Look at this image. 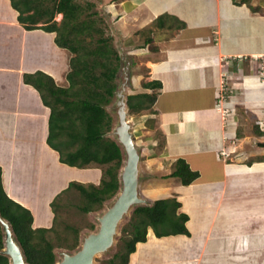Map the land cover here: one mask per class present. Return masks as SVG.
Listing matches in <instances>:
<instances>
[{
    "label": "crops",
    "instance_id": "0c3cea01",
    "mask_svg": "<svg viewBox=\"0 0 264 264\" xmlns=\"http://www.w3.org/2000/svg\"><path fill=\"white\" fill-rule=\"evenodd\" d=\"M88 1L97 5V0ZM104 5L123 14L131 50L134 35L140 37L145 27L164 17L163 26L150 27L145 37L153 39L151 46L144 40L137 48L144 71L131 76L128 84L134 90L129 88L125 101L128 95L152 93L144 82L158 81L161 88L150 108L127 119L140 155L139 195L149 204L175 198L181 204L178 211L189 218L190 236L157 238L148 229L129 264H264V159L245 164L229 159L254 138L240 130V99L236 89L226 88L248 78L247 101L240 105L253 112V142L263 151L264 125L259 128L257 120L264 121V110L250 107L264 103V89L256 64L244 62L243 56L264 55V0H120ZM138 12L145 16H134ZM54 37L25 29L10 1L0 0L1 181L8 197L30 210L33 228L53 226L51 202L70 183L99 185L103 174L61 163L47 144L50 108L25 76L42 73L56 86L66 82L70 56ZM228 99L231 114L223 115L218 108H225ZM178 159L199 174L187 186L170 177ZM253 188L259 192L253 191L252 200L237 201L241 190L247 198ZM40 198L45 199L42 205Z\"/></svg>",
    "mask_w": 264,
    "mask_h": 264
},
{
    "label": "trees",
    "instance_id": "16d2710c",
    "mask_svg": "<svg viewBox=\"0 0 264 264\" xmlns=\"http://www.w3.org/2000/svg\"><path fill=\"white\" fill-rule=\"evenodd\" d=\"M9 1L25 29L54 33L55 44L70 55L66 86H56L50 77L42 73L26 75L25 81L40 93L43 103L50 108L47 144L59 154V161L76 168L90 165L102 168L99 185L70 183L64 191H78L83 201V206L78 207L81 213L99 211L119 192V173L124 159L120 145L106 137L113 127V118L106 107L117 92L116 80L121 61L112 44V37L105 34L108 27L93 2L85 1L82 5L78 0ZM56 15L62 16L60 23L54 20ZM163 20L164 17L159 16L153 25L161 28ZM145 43L151 46L153 39L149 37ZM150 48L151 51L155 50ZM142 86L152 90V93L128 95V114L150 108L161 83L144 82ZM170 177L179 179L182 185L187 186L199 174L192 171L184 160L178 159ZM60 198L58 195L51 202L54 223L60 209ZM180 207V202L175 198L136 206L122 230L121 249L106 264H129L137 245L146 242L148 229L157 238L190 236L186 226L188 215L179 212ZM0 216L9 223L27 264H56V248L72 253L79 246L80 231L77 228L65 226L64 234L56 230L54 223L48 229L33 228L30 210L9 198L4 191L1 169ZM90 229L93 230L94 226L91 225ZM3 237L0 225V252L4 247ZM0 264H10L9 258L0 254Z\"/></svg>",
    "mask_w": 264,
    "mask_h": 264
},
{
    "label": "rangeland",
    "instance_id": "374dc122",
    "mask_svg": "<svg viewBox=\"0 0 264 264\" xmlns=\"http://www.w3.org/2000/svg\"><path fill=\"white\" fill-rule=\"evenodd\" d=\"M78 1L80 4L83 5L85 3V1H88V0H78ZM118 1H120V0H97V5L95 4L96 9L99 13V16L104 19L105 24L108 27L105 31V34L107 36L112 37V39H113L112 44L115 47V49L118 51V54L121 58L120 68H119V71L117 74V80H116L117 87H118L117 90L121 88V85L124 82L123 79L125 76L128 77V81H129L133 74H141L144 71L142 68V65L140 64V58L139 57H141V56H140V54H137L138 53L137 48L144 46L143 43H144L145 37L148 36L149 31H151L150 27L153 28L155 26V25H152V26L148 25L147 27H145L140 32L141 33L140 37L135 34L133 39L136 42V44H135V47H132L133 49L131 50L130 47H128V45H127V42H126L127 37L123 32L124 31L123 30V23L120 20L121 17L123 16V14H121V12L118 10V8L116 10H113V8L110 9L104 5V3H106V2H118ZM109 10L112 12L110 13ZM109 13H110V15H108ZM134 16L143 18L145 15L141 12H138V13L134 14ZM61 18H62L61 15H56L54 20L57 23H60ZM144 22L145 21H141V23H139V26L142 25ZM39 25L41 26L42 24H39ZM132 53L133 54L136 53V55L133 56ZM243 61L244 62H252L253 64H256V67H257L256 76H257V78H259L261 87H263V89H264V75H261L262 67L264 66V55H259V56L256 55L253 57H252V55L251 56L245 55V56H243ZM252 78H254V77H252ZM254 79L256 80V78H254ZM128 81L125 82V90H124L125 96L127 95L129 88L131 90H134V88L129 87L130 85L128 84L129 83ZM242 81H243L242 85L237 84L236 86H232L229 82V85L227 87L226 86L225 87L227 88L228 92L232 88L236 89L235 94H237V95H235V96H237L240 99V100H238V103L236 105V112H237L238 117L240 118L239 128L241 131H244L246 133L247 137H253L255 140V136L257 137L256 130H255V128H252V124H254V122L251 124V121H250V119H252L254 114H252L253 113L252 111L251 112L249 111L246 113L245 109H247V107L244 108L243 106L240 105V102L245 103L247 101L245 99L244 93H246V90H247L245 83H246V81H249V80H248V78H243ZM58 85L59 86H66V82H64L63 84L62 83L58 84ZM116 101H117V97L115 94L111 104L106 107L107 112L113 118L112 131L109 134H107L106 137L113 139L114 141H116V138L112 132H113L114 127L117 125V116L115 114V109H114ZM230 103L231 102L228 99L226 101L227 106H225V108L222 109L224 111V113L227 111V114L228 113L231 114V112H230L231 109H229ZM255 104H257V105L250 107V108H252V110H256V109L259 110L260 108H261L260 110H262V109L264 110V103L263 102L262 103L257 102ZM127 118H128V111H127ZM257 124H258L257 126L260 128L261 127L260 124L264 125V121L259 123L257 120ZM254 140H252L251 143L247 142L248 144L244 143L245 145L241 146L242 149H240L238 147L239 151H238V149H237V151L239 153H236L235 155L234 154L231 155V157H229V159L231 161L237 160L242 164H245V163H248V162H251L254 160L264 159V149H263V151H261V149H262L261 147H257V145L255 146V144L257 142H253ZM260 143L264 144V139ZM257 144H259V143H257ZM255 147H257L258 149H256ZM237 161H235V162H237ZM86 168L97 169V170L100 169V171H102V168L97 166V165L96 166L90 165V166H87ZM81 169H83V168H81ZM92 171L93 170H91V172ZM97 173L93 171L92 174H94V176H97V175H99ZM101 177H102V175H101ZM145 177H146V175L143 174V178H145ZM62 179L63 178H60V180H62ZM58 184H60V182ZM140 187H139V193L141 194L142 188H140ZM253 191H254V193H255V191L259 192L257 189L254 190V188H253V190L250 191L252 193L248 192L249 194L248 195L246 194L247 195V198H246L243 191L241 190L242 195L239 198L236 197L237 201L244 203L246 200H252L251 196L253 195ZM262 195H264V194H262ZM140 197H142V196L140 195ZM113 201H114V198L112 200L104 203L103 208L99 211H94V212H91L89 214H83L79 211V208H78V207L83 206L82 197L79 195L77 190L71 189L67 193H64V195L60 198V200H59L60 209L57 212V220H56V223H54V221H52V224L54 223L56 230H58L62 234L65 233V226H70V227H74V228L79 229L80 241H79V246L76 249V251H77L80 248L84 237H86L90 233H95L97 231V229H98V217H100L104 213V211H106V209L112 205ZM44 202H45V199H41V198L39 199L40 205H42ZM257 202H258V206H260L261 205L260 199H258ZM134 208L131 209L129 214L119 224L118 229H117V234L115 236L114 243H113L112 247L106 253L97 255L94 258V264H106V262L110 258H112L113 255L121 249V246H122V240L121 239L124 235L122 230L124 229V227H126L127 223L129 222L130 216H131ZM91 225L94 226L93 230L90 229ZM259 240L260 239H258V241ZM74 252H72V253H74ZM55 253L57 256V262L61 261L63 254H65V253L72 254L71 252H68L67 250L60 249V248H56Z\"/></svg>",
    "mask_w": 264,
    "mask_h": 264
},
{
    "label": "water",
    "instance_id": "95a60500",
    "mask_svg": "<svg viewBox=\"0 0 264 264\" xmlns=\"http://www.w3.org/2000/svg\"><path fill=\"white\" fill-rule=\"evenodd\" d=\"M121 88L117 90L114 109L117 116V125L113 129L116 142L123 147V164L119 173L121 187L111 206L98 217V229L84 237L80 248L72 254H63L56 264H94L97 255L106 253L113 245L117 229L131 209L140 205H149V202L139 195L140 155L134 144L131 125L127 119L125 101L124 77ZM0 225L3 229V249L0 254L9 258L10 264H27L24 255L15 241L10 225L0 216Z\"/></svg>",
    "mask_w": 264,
    "mask_h": 264
},
{
    "label": "built area",
    "instance_id": "2783aa9c",
    "mask_svg": "<svg viewBox=\"0 0 264 264\" xmlns=\"http://www.w3.org/2000/svg\"><path fill=\"white\" fill-rule=\"evenodd\" d=\"M261 75H264V66L262 67V73ZM219 110H221L222 114L223 115H226L227 114V111L224 113V111L222 110V108L220 109V107L218 108ZM222 155H224V152H222Z\"/></svg>",
    "mask_w": 264,
    "mask_h": 264
},
{
    "label": "bare ground",
    "instance_id": "6f19581e",
    "mask_svg": "<svg viewBox=\"0 0 264 264\" xmlns=\"http://www.w3.org/2000/svg\"><path fill=\"white\" fill-rule=\"evenodd\" d=\"M121 147V146H120ZM121 149H122V151H123V153H124V149H123V147H121Z\"/></svg>",
    "mask_w": 264,
    "mask_h": 264
}]
</instances>
